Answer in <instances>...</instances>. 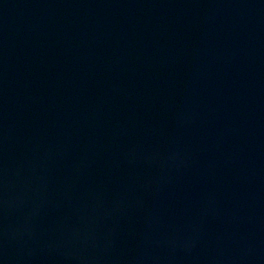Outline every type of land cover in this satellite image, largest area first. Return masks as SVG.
<instances>
[{
	"label": "water",
	"instance_id": "water-1",
	"mask_svg": "<svg viewBox=\"0 0 264 264\" xmlns=\"http://www.w3.org/2000/svg\"><path fill=\"white\" fill-rule=\"evenodd\" d=\"M0 264H264V0H0Z\"/></svg>",
	"mask_w": 264,
	"mask_h": 264
}]
</instances>
